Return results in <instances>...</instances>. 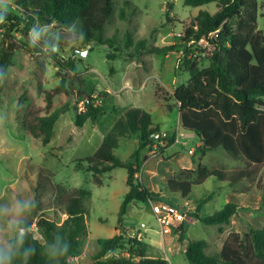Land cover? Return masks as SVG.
<instances>
[{
	"label": "rangeland",
	"instance_id": "rangeland-1",
	"mask_svg": "<svg viewBox=\"0 0 264 264\" xmlns=\"http://www.w3.org/2000/svg\"><path fill=\"white\" fill-rule=\"evenodd\" d=\"M257 3V29L264 32V0ZM200 10L214 14L218 8L216 3L192 8L184 0H114L112 18L104 29L107 45H86L74 30L58 23L38 24L30 31V40L40 44L62 35L64 39L54 47L59 58L73 61L75 75H66L44 49L32 55L24 49L16 50L0 65V249L7 246L9 239L23 233L27 224L39 239L36 222L41 215L61 223L60 212L49 206L53 204L54 184L82 189L91 195L87 235L76 264H93L97 240L114 235H120L124 244L131 238L146 242L151 258L163 259L168 264H189L183 254V245L189 241H205L207 253L216 255L229 232L243 235L250 230L264 229L261 170L253 181L236 187L209 177L192 188L190 201L195 206L196 201L208 198L201 209L203 217L227 203L237 205L239 210L229 224L204 225L192 217L194 208L187 214L185 232L174 228L166 234L160 232L149 203H130L118 222L120 206L129 190L125 169L116 168L97 178L87 171L86 160L129 108L137 107L149 113L154 126L167 139L184 132L179 125L178 111L166 110V105L174 107V88L189 79L180 58L181 47L173 34L184 33ZM1 11L19 14L7 4ZM3 24L10 26L11 23L0 19V50L6 30L1 27ZM18 30L14 29L11 35L23 40ZM169 47L173 48L161 54L153 50ZM108 54L114 57H107ZM198 62L200 68L208 65L205 58ZM126 79L131 89L123 87ZM83 95L95 98V105L103 109L105 116L96 123L87 120L77 126L78 103H85ZM51 115L57 116V120L45 144L46 133L38 119ZM196 142V139L188 140L186 146L171 144L165 149L160 148L165 141L155 140L140 154L137 178L148 191L159 194L161 202L183 205L179 196L166 192L165 185L180 170L189 169L187 165L193 161L188 150ZM137 144V137L122 138L114 154L120 160H127ZM149 150L153 153L149 154ZM144 156H148L145 162ZM198 158L196 154L195 159ZM201 164L208 170L217 169L226 174L240 167L239 162L220 149L208 152ZM193 165L196 170V164ZM99 179L103 181L102 186L95 184ZM36 196L43 203L37 202Z\"/></svg>",
	"mask_w": 264,
	"mask_h": 264
},
{
	"label": "trees",
	"instance_id": "trees-1",
	"mask_svg": "<svg viewBox=\"0 0 264 264\" xmlns=\"http://www.w3.org/2000/svg\"><path fill=\"white\" fill-rule=\"evenodd\" d=\"M184 3L192 8L216 3L218 8L214 14L198 11L184 37L176 38L181 46L218 31L204 50V58L208 62L206 67L200 68L197 59L183 61L189 79L172 92L174 107L167 106L169 111H178L181 129L194 134L202 144L192 154L196 170H180L165 185L168 194L189 200L192 188L203 184L209 177L236 187L253 181L260 170L264 176V32L257 29V0H184ZM4 4L14 7L19 14L1 11ZM113 11L114 0H0V19L11 23L10 26H1L6 30L2 37L0 65H4L16 50L24 49L32 55L44 49L66 75H75L73 61L59 58L53 50L59 45V40L64 39L62 35L40 44L30 40V31L38 24L49 26L58 23L63 28L74 30L86 45H107L104 29ZM17 28L23 40L11 35ZM172 48L153 50L161 54ZM107 57L114 56L108 54ZM47 94L51 95V92ZM83 98L85 112L76 115L77 126H82L87 120L96 123L105 116L103 109L95 105V98L84 95ZM56 120L55 115L38 119L39 126L46 133L45 144ZM159 132L149 113L129 108L119 116L100 146L86 160L87 171L95 178L116 168L127 171L129 190L120 206L118 222L134 201L161 202L160 195L148 191L137 178L140 154L154 142L150 136ZM131 137H137V148L127 160H120L114 150L118 148L120 139ZM156 141H167L168 145L174 143L173 138ZM219 149L241 166L230 174L203 167L201 159L208 152ZM196 154H199L198 159H195ZM147 159L148 156H144L143 162ZM95 184L102 186L103 181L96 180ZM51 193L53 204L49 206L60 212L61 223L41 215L36 222L39 239L34 237L30 224H27L22 229L23 233L9 239L7 246L0 249V264H76L75 259L82 254L87 235L91 195L85 190L65 188L60 184H54ZM207 200L196 201L192 215L207 226L229 224L239 210L237 205L227 203L222 209L201 218L198 212ZM36 201L41 200L36 196ZM179 228L183 230V224ZM97 244L93 264H168L163 259L149 257V245L141 239L131 238L124 244L120 235H114L98 239ZM207 246L205 241H189L183 251L186 261L189 264H264V229L250 230L243 235L229 232L216 255L207 253Z\"/></svg>",
	"mask_w": 264,
	"mask_h": 264
},
{
	"label": "built area",
	"instance_id": "built-area-1",
	"mask_svg": "<svg viewBox=\"0 0 264 264\" xmlns=\"http://www.w3.org/2000/svg\"><path fill=\"white\" fill-rule=\"evenodd\" d=\"M218 31L210 33L207 37H202L200 40H190L181 45L180 58L185 59H197L205 57L204 50L208 47L210 39L216 37ZM176 38H183L184 33L178 32L173 34ZM179 61V60H178ZM78 112L85 111V103L80 101L78 103ZM190 153H192L190 151ZM151 212L155 217L156 222L160 227L162 234L170 233L172 229L179 228L187 219V214L191 210L188 202H183V205H172L165 202H149Z\"/></svg>",
	"mask_w": 264,
	"mask_h": 264
},
{
	"label": "crops",
	"instance_id": "crops-1",
	"mask_svg": "<svg viewBox=\"0 0 264 264\" xmlns=\"http://www.w3.org/2000/svg\"><path fill=\"white\" fill-rule=\"evenodd\" d=\"M123 87L124 88H127V89H131V84H130V81L129 80H124V82H123ZM175 89V88H174ZM170 92V91H169ZM135 108H137V107H135ZM140 109V108H139ZM143 110V109H142ZM166 110L167 111H169L168 109H167V105H166ZM170 112V111H169ZM179 114V113H178ZM180 125V124H179ZM160 133V132H159ZM166 136L167 135H165V137L164 138H166ZM174 139V143H172V144H177V145H181V146H186L187 145V142H188V140H190V141H193L194 139H196L197 140V142L195 143V145H194V147H192V148H190L189 150H188V153H189V155H192L193 154V152H194V148H197V147H199V146H201L202 144H201V141H200V139L198 138V137H196L194 134H192V133H188V132H183L182 134H180V133H177V136H174V137H169L168 139ZM171 145V144H170ZM170 145H168V143H167V141H165V143L163 144V146L162 147H160V148H168ZM190 151L192 152V153H190ZM151 153H153V150L152 151H150L149 152V154H151ZM188 168L189 169H186V170H192V171H194L195 170V167H194V165H193V163L192 162H190V163H188ZM238 166H241V164H239ZM183 202H188V204H189V208L191 209V210H193L194 208H196V206L194 205V203L192 204V202L190 201V199L189 200H183V199H181ZM204 205H202L201 206V208H200V210H199V212H198V216L199 217H201V218H203V216L201 215V209H202V207H203ZM190 210V211H191ZM188 219V218H187ZM183 232H185V230H184V223H183ZM227 236V235H226ZM225 236V237H226ZM225 237H224V239H225ZM224 241V240H223ZM185 247H186V245H183V251L185 250Z\"/></svg>",
	"mask_w": 264,
	"mask_h": 264
},
{
	"label": "water",
	"instance_id": "water-1",
	"mask_svg": "<svg viewBox=\"0 0 264 264\" xmlns=\"http://www.w3.org/2000/svg\"><path fill=\"white\" fill-rule=\"evenodd\" d=\"M53 50L56 52V53H58V50H57V48L56 47H53ZM79 55H81V52H77ZM165 137V134H162V133H154V134H152L151 136H150V140L151 141H155V140H157V139H159V138H164Z\"/></svg>",
	"mask_w": 264,
	"mask_h": 264
}]
</instances>
